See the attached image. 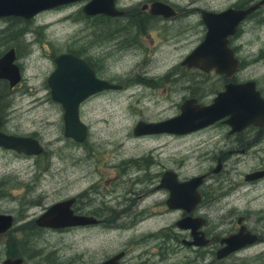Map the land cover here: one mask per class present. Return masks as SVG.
I'll return each instance as SVG.
<instances>
[{
	"label": "rangeland",
	"instance_id": "rangeland-1",
	"mask_svg": "<svg viewBox=\"0 0 264 264\" xmlns=\"http://www.w3.org/2000/svg\"><path fill=\"white\" fill-rule=\"evenodd\" d=\"M237 1L168 0L175 9L186 11L183 17L156 24L158 32L148 30L140 40L141 55L135 56L132 49L125 50V55L112 52L106 75L126 88L101 93L79 105V120L87 129L80 144L63 137L62 110L50 100L45 80L54 68L55 54L81 49L80 53L96 61L109 53L105 41L92 43L88 24L77 14L78 6L53 8L25 21L0 18V55L14 49L21 75L6 95L9 108L3 112L2 130L31 136L42 148L37 156L0 149V214L12 217V226L0 234V264L7 257L27 264H96L120 251L125 254L119 264H264V181L255 186L243 181L260 159L264 164V135L249 149L237 146L236 139L226 135L227 128L218 124L182 138L131 134L138 121H159L174 114L181 95L186 94L175 88L185 81H197L207 98L214 86L220 88V78L214 74L182 71L177 65L204 34L195 9L218 12ZM228 45L239 60L237 77L253 79L264 89V8L241 24ZM141 60V69H136ZM171 69L172 75H166ZM217 159L221 168L214 174ZM148 166L151 172L170 169L179 179L209 173L204 198L196 209L205 219L203 230L208 236L223 237L242 217L243 225L259 240L221 260L214 257L220 247L216 241L204 247L181 245L178 240L184 234L175 226L180 215L172 209L164 211L167 194L161 189L138 200L128 193L121 207L123 218L112 217L110 230L98 226L50 231L33 225L47 206L86 191L88 184L97 191L90 207L102 214L109 208L119 211L110 198L131 192L135 181L147 185ZM173 234L176 238L170 239Z\"/></svg>",
	"mask_w": 264,
	"mask_h": 264
},
{
	"label": "water",
	"instance_id": "water-1",
	"mask_svg": "<svg viewBox=\"0 0 264 264\" xmlns=\"http://www.w3.org/2000/svg\"><path fill=\"white\" fill-rule=\"evenodd\" d=\"M78 0H0V18L32 19L37 14L57 8ZM92 0L82 8L86 15L95 13L108 14L105 9L96 7ZM259 7H264V0L243 9L226 8L219 12L200 11V22L204 27L201 41L181 60V66L194 67L203 72L213 71L230 81L236 72L238 61L228 45V38L233 36L237 26L243 19L251 15ZM149 15L172 18L176 12L169 5L155 2L147 9ZM121 14V13H115ZM14 62V53L10 49L0 56V80H5L12 88L20 75ZM54 68L47 76L45 84L52 102L62 110L63 137L75 143H81L86 137V126L80 122L78 107L89 96L102 90L118 89V86L94 78L87 64L69 53H61L53 57ZM176 116L157 122L139 121L132 128V136L170 134L185 135L205 128L225 118L229 133L239 132L248 125L261 127L264 125V99L260 97L253 81L239 84L227 83L222 92L216 94L211 103L198 105L194 100H184L179 106ZM0 149L21 154L37 156L42 148L38 142L28 136L7 135L0 131ZM220 163L212 169L218 173ZM258 174L259 175H262ZM204 175L194 176L178 182L172 172L164 174L161 184L167 191L166 206L169 209L179 208L185 213L191 212L201 200L197 187L202 183ZM250 175H245L248 181ZM71 199L57 202L45 209L36 219L35 225L42 228L62 229L82 225L83 218L74 217L70 210ZM200 217L186 216L175 222L179 229L190 231V239L183 240L185 246H208L203 232L198 231L204 225ZM239 223V220L238 222ZM12 224L9 215L0 214V234L7 231ZM257 241V236L241 225L237 232L219 240L220 247L215 251L216 260L226 258L238 250L250 246ZM122 253L111 256L99 264H117ZM1 264H27L20 258H5Z\"/></svg>",
	"mask_w": 264,
	"mask_h": 264
},
{
	"label": "flooded vegetation",
	"instance_id": "flooded-vegetation-1",
	"mask_svg": "<svg viewBox=\"0 0 264 264\" xmlns=\"http://www.w3.org/2000/svg\"><path fill=\"white\" fill-rule=\"evenodd\" d=\"M91 1L92 0H78V1H75L73 3L61 5L58 8L62 9L64 7L78 6L77 14H78L79 18L84 23L88 24L86 29L89 31V33L91 35V40H93L92 43L95 44L97 42V40L105 41V43H106L105 48H107L109 53H107L102 59H97L96 61L91 59V57L89 58L87 56H84L82 53H80L81 49H78V50L66 49L65 51H61V52L54 55V56H56V55L61 54V53H69V54L77 57L78 59L82 60L83 62H85L87 64L88 68L92 71L94 78H96L99 81L107 82L109 84H112V85L119 87L118 89H114V90H102L100 92H97V93L89 96L88 98L94 97L96 95H99V94L105 93V92L119 93V92H122L126 88L124 84L120 83V81H118V79L113 78L112 75H106V73L110 72V69H111V67H110L111 64L107 62V59L112 54L113 51H116L117 53H119L121 55H125L126 54V52H124L125 50L132 49V50H135V52H134L135 56L141 55L140 40H142L146 36V32L148 30L158 32L156 24L174 21L176 19H179L180 17H183L184 12H186V11H183L182 9H175L174 6L168 2V0H127V1L126 0H96V3H97L96 7L105 9L108 14L95 13V14L86 15L85 13H83L82 8ZM259 1L260 0H238L234 4V6H230V7L234 8V9H243V8H246V7H248L252 4H255ZM155 2H161V3L169 5L176 12V16H173L172 18H163V17L157 16V15H149L147 13V9L149 8V6L151 4H153ZM227 8H229V7H227ZM261 8H264V7H259L253 13H255L256 11H258ZM201 10L209 11L206 9H198V8L195 9V11L198 12V15H200ZM115 13H121V14H115ZM251 15L245 17L243 19V21H241L239 23L234 34H238L240 32L241 24L246 19H249V17ZM17 19H19V18H17ZM199 19H200V17H199ZM151 43L152 42L150 41V44ZM10 49H7L5 52H7ZM12 50L14 53V49H12ZM121 51H123V52L121 53ZM5 52H3V53H5ZM233 55H234V53H233ZM146 58H147V56H146ZM234 58H235V56H234ZM141 59H145V57H142ZM235 59L238 61V66H237L236 72L232 75L230 81L225 79L222 75H218L213 71L203 72V71H200L194 67H189V68L183 67L180 64L181 63V61H180L177 65V67H179L182 71H187V70L188 71H195V72L202 74V75H209L211 73V74H214L216 77L220 78L219 79L221 82L220 88H217V86H214L210 90V91H212L211 92L212 96L210 98H207L206 97V95H207L206 90L202 87L198 88L197 81H195V80L185 81V85L177 86L175 88L176 91L182 89L186 93L184 95H181V98L179 100V104L176 106L175 113L164 118V119H161L159 121L166 120L168 118L176 116L179 112V110H178L179 106L182 104V102L184 100H187V99L188 100H194V102L196 104L201 105V106H205V105L210 104L212 99L216 96V94H218L219 92H222L225 84H227L229 82L232 84H239V83H243L246 81H253L255 83L256 90L260 94V97L264 99V89L259 88L258 83L255 80H253V79L242 80V79H239L237 77L238 73L240 71V64H239V60L237 58H235ZM52 61H53V58H52ZM110 62H112V60H110ZM13 63L17 66L18 71H19V75H20V69H19L18 65L15 63V53H14V62ZM141 65H142V60L135 65V68L141 69V67H142ZM170 71H171V73H169V74L167 73L166 75H170V74L172 75L173 70L171 69ZM0 81H3L6 84L8 93L13 89L14 86L12 88L8 87L7 81H5V80H0ZM148 81L155 84L154 80H148ZM172 81L176 82L177 80L172 79ZM214 85H215V83H214ZM8 108H9V103L5 102V99L3 100V98L0 97V131L4 134H7V135L19 136V135H15L13 133H6L5 131L2 130V128H3V112H4V110H6ZM224 120H225V118H222V119L214 122L213 124H211L205 128H202L200 130H197L195 132H191V133H188L185 135L177 136V135H170V134H157V135H144V136H140V137L141 138L159 139L160 137H164V136H167V137L172 136V137H176V138H182V137H186L187 135H190V134L205 131V130L213 127L214 125L218 124V125H224L227 128L226 135L235 138L237 146H242V147L248 146V148L250 149V148L256 146V144L260 141L261 137L264 135V125L261 127L248 125L245 128H243L242 130H240L239 132L229 133V127L225 124ZM145 122H148V121H145ZM151 122H157V121H151ZM244 135L249 136L247 140L244 138H241ZM28 137H31V136H28ZM245 140H246V142H245ZM77 144H80V143H77ZM240 152H243V150H240ZM19 155H21V154H19ZM217 161H219V163H220L219 159H217ZM216 165H217V162H216ZM149 168H150V166L147 167V171L145 173V176L147 177V181H148L147 185L142 186L137 181H135L134 182L135 185H134V187H132L133 189L131 192H128L125 190L124 196L118 195L117 197L110 198V200L113 201L117 205V207L120 208L119 211H117V212H112L113 209L109 208L108 210H104V212L102 214V213L97 212V210L94 207H90V199L94 197L93 194L97 193V191L93 185L88 184L87 186L89 189H87L86 191L76 192L73 197H69V198L64 199V200L71 199V205H70L71 214L74 217L83 218V220H85L86 222H84L82 225L78 224V225H75L72 227H65L62 229H49V228H42V227L36 226L35 222H34L35 219L43 211H45V209L48 208L50 205L47 206L36 218L33 219V225L35 226L36 229L50 230V231H59V230H62V231L74 230L75 231L78 229H85V228L90 229V228H95L98 226H101L103 229L110 230L112 228L110 225L112 217H113V220H121L123 218L124 209H121V207H122V203L126 199L125 196L128 193L134 194L135 196L132 198L135 200L140 199L146 193L155 192L158 189H161L162 190L161 192H163L165 194V196H166V194L168 196L167 191L162 187V184H161V180H162L164 174L167 172L174 173V175L176 176V180L178 182H183V181L190 179V178L179 179L177 173H175L174 171H171L170 169H164V170H161L160 172L159 171H152L151 172V171H149L150 170ZM220 168H221V163H220ZM261 173H263V174L258 176V174H261ZM200 175L205 176L202 183L197 187V192L200 194L201 200L195 205L194 209L189 213H185L184 211H182L179 208L169 210V208H167V206L165 204L166 199H167V196H166V199L163 201V206L166 209V210L164 209L165 212H168L167 210L178 212L180 215L178 220H180L186 216L202 218L200 215H198L196 213V209L198 208V206L200 205V203L202 202V200L204 198V180L207 177H209L210 175H209V173L200 174ZM245 175L251 176L248 179V181L244 180ZM243 181L250 183L251 186H255V184L259 181H264V164L262 162V159H260V162L257 166L253 165L252 168L249 170V172L247 174L243 175ZM153 182L155 183L154 186L151 185ZM105 184H106V182H105ZM144 188H147V190L145 193L142 194V191L144 190ZM64 200H61V201H64ZM57 202H60V201H57ZM57 202H54L52 204H55ZM156 204H157V202H156ZM101 215L102 216L106 215V216L103 217L104 218L103 219L100 217ZM238 220H239V223H237ZM204 221H205V219H204ZM204 225H205V222H204ZM241 225H243V218L237 217L235 219V222H234V227H232V229L230 231H228V233L223 237H226L228 235L236 233L238 228ZM11 226H12V224H11ZM203 226L198 231L203 232L205 238L209 239V243L212 241H216L217 245L219 247V244H218L219 240L222 239L223 237L218 238L216 236H208V234L203 230ZM114 228L120 230L119 227L114 226ZM248 231H250V230H248ZM181 232H183L184 235L182 237H180L178 242L181 245H183V243H182L183 240L188 241L190 239V231L185 230V229H181ZM251 233H253V232H251ZM253 234H255V233H253ZM174 237L176 238L175 234H173V237H169V238L171 239ZM258 240H259V237L257 236V241ZM118 253H122L123 256L125 254L123 251H120ZM118 253H116V254H118ZM116 254H113V255H116ZM113 255H111V256H113ZM111 256L107 257L106 259L110 258ZM123 256H122V258H123ZM106 259H104V260H106ZM121 259H119L117 264H119ZM104 260H102V261H104ZM102 261H100V262H102ZM100 262H98L96 264H99Z\"/></svg>",
	"mask_w": 264,
	"mask_h": 264
},
{
	"label": "trees",
	"instance_id": "trees-1",
	"mask_svg": "<svg viewBox=\"0 0 264 264\" xmlns=\"http://www.w3.org/2000/svg\"><path fill=\"white\" fill-rule=\"evenodd\" d=\"M8 93L6 84L3 81H0V97L3 98V100L6 98V95Z\"/></svg>",
	"mask_w": 264,
	"mask_h": 264
}]
</instances>
